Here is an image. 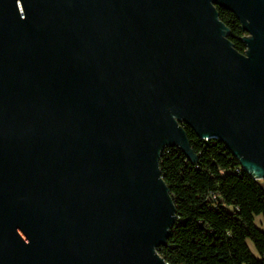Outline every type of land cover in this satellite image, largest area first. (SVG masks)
<instances>
[{
  "label": "water",
  "instance_id": "obj_1",
  "mask_svg": "<svg viewBox=\"0 0 264 264\" xmlns=\"http://www.w3.org/2000/svg\"><path fill=\"white\" fill-rule=\"evenodd\" d=\"M186 126L264 180V0H0V264H168Z\"/></svg>",
  "mask_w": 264,
  "mask_h": 264
},
{
  "label": "trees",
  "instance_id": "obj_2",
  "mask_svg": "<svg viewBox=\"0 0 264 264\" xmlns=\"http://www.w3.org/2000/svg\"><path fill=\"white\" fill-rule=\"evenodd\" d=\"M230 30L229 40L244 54L238 38L247 34L232 12L218 7ZM190 146L198 156L193 164L179 149L164 151L163 178L177 208V222L167 245L158 249L168 264H264V180L241 168L220 139L204 140L185 127ZM217 197V201L213 200ZM264 224V223H263Z\"/></svg>",
  "mask_w": 264,
  "mask_h": 264
},
{
  "label": "rangeland",
  "instance_id": "obj_3",
  "mask_svg": "<svg viewBox=\"0 0 264 264\" xmlns=\"http://www.w3.org/2000/svg\"><path fill=\"white\" fill-rule=\"evenodd\" d=\"M264 222H263V218H262V216H258L257 218H256V224H257V226L258 227H260L262 230H264V224H263Z\"/></svg>",
  "mask_w": 264,
  "mask_h": 264
},
{
  "label": "built area",
  "instance_id": "obj_4",
  "mask_svg": "<svg viewBox=\"0 0 264 264\" xmlns=\"http://www.w3.org/2000/svg\"><path fill=\"white\" fill-rule=\"evenodd\" d=\"M242 169H243V168L241 167V168L237 169L236 172H237V173H240V172L242 171ZM213 200H214V201H217V197H216V196H213Z\"/></svg>",
  "mask_w": 264,
  "mask_h": 264
}]
</instances>
